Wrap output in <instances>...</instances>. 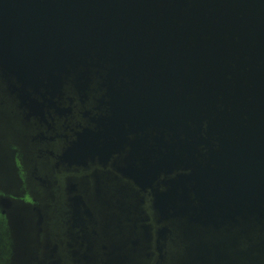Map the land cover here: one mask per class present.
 I'll list each match as a JSON object with an SVG mask.
<instances>
[{
    "label": "flooded vegetation",
    "instance_id": "1",
    "mask_svg": "<svg viewBox=\"0 0 264 264\" xmlns=\"http://www.w3.org/2000/svg\"><path fill=\"white\" fill-rule=\"evenodd\" d=\"M44 4L0 0L7 34L55 20ZM13 72L0 88L13 100L0 105V264H170L189 231L218 228L216 148L174 146L173 104L157 105L153 83Z\"/></svg>",
    "mask_w": 264,
    "mask_h": 264
},
{
    "label": "water",
    "instance_id": "2",
    "mask_svg": "<svg viewBox=\"0 0 264 264\" xmlns=\"http://www.w3.org/2000/svg\"><path fill=\"white\" fill-rule=\"evenodd\" d=\"M44 2L56 19L39 32L0 22V88L38 66L49 79L153 83L157 105L173 104L174 146L214 145L221 186L218 228L189 231L170 264H264V0ZM9 100L4 91L0 105Z\"/></svg>",
    "mask_w": 264,
    "mask_h": 264
}]
</instances>
